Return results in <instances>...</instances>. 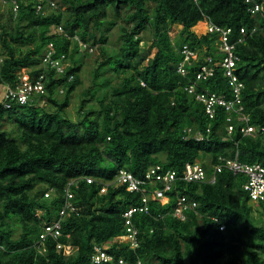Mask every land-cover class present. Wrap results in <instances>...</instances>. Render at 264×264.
Listing matches in <instances>:
<instances>
[{"label": "trees", "instance_id": "obj_1", "mask_svg": "<svg viewBox=\"0 0 264 264\" xmlns=\"http://www.w3.org/2000/svg\"><path fill=\"white\" fill-rule=\"evenodd\" d=\"M256 1L264 7V0H22L16 15L10 8L14 27L0 22V82L14 84L16 71L27 67L32 79L44 73L45 91L26 103L0 100V264H95L93 246L106 243L114 261L99 264H116L118 259L126 264H264V202L256 203L262 207L257 222L242 189V174L222 168L214 183L178 180L163 200L150 197L148 212L131 215L138 241L134 248L116 239L127 233L123 213L143 204L141 193L110 182L120 168L144 177L159 164L180 175L186 163L197 160L210 174L219 156L231 157L235 151L242 162L264 165V9H248ZM50 3L55 9L46 13ZM205 20L231 27L230 41L245 27V40L235 45L240 57L236 72L245 85L244 111L253 133L243 134L239 129L244 122L236 119L228 133L224 108L216 106L211 118L203 103L183 88L195 78L197 64L188 67L187 76L176 71L182 45H205V55L216 51V36L195 29ZM173 23L182 25L175 44L168 34ZM115 25L122 42L112 55L105 42ZM252 27L256 30L249 34ZM147 28L152 41L141 51L138 34ZM74 36L97 47L101 57L91 71L92 83L80 92L75 121L62 115L82 83L74 53L83 48ZM50 42L55 56L64 54L70 62L64 76L40 66ZM22 44L31 45L23 50ZM70 74L73 79L67 81ZM197 85L203 92L231 93L219 67ZM93 98L97 107L89 103ZM42 99L51 108L42 106ZM188 128L203 139L188 135ZM67 187L77 213L67 212L61 235L48 238L42 251L31 243L42 223L59 215ZM176 190L198 203L184 220L171 214ZM17 225L21 231L13 237ZM57 241L62 248L57 249Z\"/></svg>", "mask_w": 264, "mask_h": 264}, {"label": "built area", "instance_id": "obj_2", "mask_svg": "<svg viewBox=\"0 0 264 264\" xmlns=\"http://www.w3.org/2000/svg\"><path fill=\"white\" fill-rule=\"evenodd\" d=\"M197 1V0H193ZM52 6L53 3H50ZM41 4H37L36 8L39 9ZM262 8V4L258 1L253 2L252 6L248 7L250 12L255 13ZM18 9V3L13 0L12 10L16 13ZM58 29L62 32L63 29L59 26ZM256 30V27H252L249 34ZM204 32L214 34L216 39V51L213 55H205L202 59L197 56V53L191 49L187 44H184L181 49L183 54L182 61L178 64L177 71L182 76H187L189 73L188 66L197 64L198 70L195 74V80H190L184 85V90L187 93L194 96L196 100L203 103L205 111L212 118L215 113L216 106H222L226 112V128L230 133L233 130V120L244 122L240 127V131L243 134L252 133L255 128L247 123L249 117L244 111V104L242 99V90L244 88L243 81L238 77L236 73L237 63L239 61V55L236 53L235 45L238 42H242L246 38L245 27L239 29V37L230 41L229 34L232 32L231 27H223L214 24L210 20L205 22ZM67 36V34H66ZM75 40H78L79 45L87 47V44L74 36ZM219 54V56L217 55ZM55 49L50 42L41 55V64L44 68L52 70L56 76H64L66 67L70 65L67 57L64 54L55 56ZM2 58L0 56V62ZM221 68L222 74L228 79L231 86V93L228 95L223 93H215L209 91H199L196 89V81L202 78L212 76L217 68ZM30 69H22L17 74V81L14 85L4 86L2 93V99L16 101L18 103H26L32 101L33 97L41 95L45 91V85L43 82L44 73H40L37 77H31ZM72 79V75L68 76V80ZM60 91H62L60 89ZM9 106L8 103L5 104ZM209 131V129H207ZM188 135L194 134L191 128L187 129ZM197 139L201 138L200 135H195ZM200 136V137H199ZM219 162L212 165L211 173H207V169L198 160L193 163H186L182 173L179 175L175 170L163 169L162 165L155 164L146 170L144 177H138L126 168H120L115 178L110 181L112 183L124 184L130 192H140L142 205L131 206L124 213L125 224L127 225L124 235L118 237L119 241H124L134 248L138 245L136 229L131 225V215L136 211L148 212V199L150 197L163 200L167 191L175 190L177 181H184L185 183L192 182H209L214 183L216 181V172L222 168H226L233 174H242L244 181L242 183V189L247 193L249 200L252 202H264V165L261 163H247L238 159V151L231 157L219 156ZM87 181H91L90 177H86ZM107 182L101 187V191L104 192L107 188ZM148 185V186H147ZM176 201L171 212L172 216L184 220L186 212L188 210L196 211L198 205L197 201L186 194H179L176 190ZM67 200L63 207L59 210V217L53 219L50 223L43 225L39 237L34 241V245L45 251L47 237L57 238L61 234V219L67 212L75 211L77 213V206L69 200L72 192L67 187L65 190ZM50 191H47L44 195L49 196ZM222 229V227H220ZM125 239V240H123ZM57 248H61L62 244H57ZM92 261L94 263L105 262L112 259V255L106 252L105 246L95 244L93 246V252L91 254ZM119 263L125 264V261L119 259ZM135 264H142L140 260H137Z\"/></svg>", "mask_w": 264, "mask_h": 264}, {"label": "rangeland", "instance_id": "obj_3", "mask_svg": "<svg viewBox=\"0 0 264 264\" xmlns=\"http://www.w3.org/2000/svg\"><path fill=\"white\" fill-rule=\"evenodd\" d=\"M56 3V0H53ZM148 11H151L152 3L148 2ZM55 9V7L46 6L45 11L46 13L51 12ZM9 10H10V1L7 0H0V22H6V26L10 29L14 27V21L10 20L8 18L9 16ZM196 29V28H195ZM182 30V25L179 23H173L168 28V34L170 37V40L175 44L181 36L179 35V32ZM202 30L199 29L198 33H200ZM120 31L118 30L117 25L113 26L108 32H107V38L105 42V47L107 50L113 55L114 51L118 52L120 49V45L122 40L119 37ZM138 36L141 37L139 42V49L145 50L146 48L150 47L151 41H152V34L149 28L143 29ZM31 45V44H28ZM27 44H22V49L25 50L28 46ZM197 50L200 52V54H203L205 52V45L202 47H197ZM154 51V48H153ZM199 55V53H198ZM74 57L76 60V64L79 65V75L82 79V83L76 87L74 92L70 95V101L68 106L63 110L62 115L67 116L71 120L75 121L78 117V105H79V98H80V92L83 87L88 86L92 83L91 77L92 73L91 71L98 63V60L101 58L99 54V50L97 47L92 48L91 50H83L78 47L77 51L74 53ZM113 82L118 81V79L111 78ZM97 81V80H96ZM93 89H97V85L93 87ZM100 94V91L97 92V95ZM62 95H59V98H62ZM2 98V91L0 88V99ZM90 104H94L95 107H97L96 98H93L89 101ZM88 103V104H89ZM42 106L51 108V105L46 101V99L42 100L40 103ZM108 166V164H106ZM253 204V212L255 219H257V222H260V219L262 218L261 212L262 207L257 205L256 203ZM38 212H41L40 210ZM21 231V227L19 225L15 226L13 229V237H17ZM118 240V238L116 239ZM125 240V239H123ZM71 248L67 247L66 252H70Z\"/></svg>", "mask_w": 264, "mask_h": 264}, {"label": "clouds", "instance_id": "obj_4", "mask_svg": "<svg viewBox=\"0 0 264 264\" xmlns=\"http://www.w3.org/2000/svg\"><path fill=\"white\" fill-rule=\"evenodd\" d=\"M22 0H16V2L18 3V2H21ZM18 5H19V3H18ZM12 6H13V0L10 2V8H11V11L13 12V10H12ZM264 9V7H263V5H262V8L259 10V11H261V10H263ZM13 14H15L16 15V13H14L13 12ZM205 22H206V20L205 21H203L201 24H198L197 26H196V31H197V33H198V31H199V29H201L202 28V30H201V32L200 33H198V34H201V33H205V34H210V33H206V32H204V30H205ZM216 39H217V37H216ZM83 42V41H82ZM85 43V42H84ZM79 44V43H78ZM87 44V43H86ZM79 46H81V45H79ZM183 46V45H182ZM82 47V46H81ZM214 47H216V44L214 43ZM84 50H91L92 48L91 47H89V45L87 44V47L85 48V47H82ZM205 48H206V46H205ZM181 49H182V47H181ZM180 49V50H181ZM81 50V49H80ZM193 50L197 53V56L200 58V59H202L204 56H205V54L203 53V54H200V52L197 50V49H195V48H193ZM198 53H199V55H198ZM41 55H42V53H41ZM41 55H40V66L43 68V69H46V68H44V66L41 64ZM0 56H1V58L3 59V55H1L0 54ZM183 59V58H182ZM182 59L178 62V64L182 61ZM1 62H2V60H1ZM0 62V63H1ZM178 64H177V67H178ZM194 66V65H193ZM188 67H190V66H188ZM192 67V66H191ZM30 69L31 71H32V69L31 68H27V67H23V68H21V69H19L18 71H16V79H17V73L18 72H20L22 69ZM49 70V69H48ZM198 70V68H196V71ZM49 71H52V70H49ZM176 71H177V68H176ZM196 71H195V74H196ZM178 72V71H177ZM54 73V72H53ZM179 73V72H178ZM237 73V72H236ZM180 74V73H179ZM55 75V74H54ZM71 75V74H70ZM181 75V74H180ZM56 76V75H55ZM69 76V75H68ZM56 77H60V76H56ZM67 79V81H71L72 79H73V76H72V79H70V80H68V77L66 78ZM203 79V78H202ZM190 80H195V78H193V79H190ZM189 80V81H190ZM200 80V79H199ZM17 81V80H16ZM15 81V82H16ZM188 81V82H189ZM198 81V80H197ZM197 81H196V89H197ZM15 82H14V84H15ZM244 83V82H243ZM14 84H9V83H3V82H0V88H1V91H2V93H3V91H4V86H6V85H14ZM185 85V84H184ZM60 87V86H59ZM244 87H245V85H244ZM183 88H184V86H183ZM198 90V89H197ZM61 92L62 91H60V89H59V93L61 94ZM189 94V93H188ZM42 95V94H41ZM191 95V94H190ZM193 96V95H192ZM35 97H37V96H35ZM243 99V98H242ZM43 100V99H42ZM41 100V101H42ZM45 100V99H44ZM41 101H40V103H41ZM227 124V123H226ZM250 125V124H249ZM209 129V128H208ZM254 132V131H253ZM252 132V133H253ZM200 135L201 136V138H199V139H197L196 138V136L195 135ZM192 136H194L197 140H202L203 139V135H202V133H200V132H194V134L192 135ZM199 136V137H200ZM47 191H50V193L53 191L52 189H50V190H47ZM250 201V200H249ZM250 202H252V201H250ZM252 203H258V202H252ZM39 210H37L36 211V215L37 216H39L40 215V212H38ZM65 216V215H64ZM63 216V217H64ZM59 217V215L57 216V217H55V218H58ZM63 217H62V219H63ZM54 218V219H55ZM214 218V217H213ZM62 219H61V221H62ZM51 221H49V222H43L42 223V225H41V230H42V228H43V225L44 224H46V223H50ZM41 230H40V232H41ZM39 232V233H40ZM39 233H38V237H39ZM61 235V234H60ZM59 235V236H60ZM58 236V237H59ZM38 237H36L35 239H34V241L38 238ZM57 237V238H58ZM48 238H52V237H47V239ZM57 238H52L53 240H56ZM46 239V240H47ZM34 241L31 243L32 244V246H34V247H36L33 243H34ZM116 242H117V240H116ZM45 243H46V241H45ZM62 244V243H60V242H56V245L57 244ZM97 245H102V246H105V250L107 249V247L109 246L107 243L106 244H97ZM57 247V246H56ZM62 247H63V245H62ZM61 247V248H62ZM67 248V247H66ZM57 249H60V248H57ZM106 252H107V250H106ZM108 253V252H107ZM110 254V253H109ZM110 255H112V254H110ZM91 261H92V258H91ZM110 261H114V257H113V255H112V259L111 260H108V261H105V262H110ZM93 262V261H92ZM94 263V262H93ZM100 263H102V262H100ZM95 264H99V263H95ZM116 264H121V263H119V259L117 260V263ZM125 264H126V262H125Z\"/></svg>", "mask_w": 264, "mask_h": 264}]
</instances>
